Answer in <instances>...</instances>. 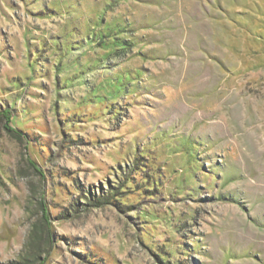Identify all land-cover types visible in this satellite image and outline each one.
<instances>
[{"label": "rangeland", "instance_id": "obj_1", "mask_svg": "<svg viewBox=\"0 0 264 264\" xmlns=\"http://www.w3.org/2000/svg\"><path fill=\"white\" fill-rule=\"evenodd\" d=\"M0 264H264V0H0Z\"/></svg>", "mask_w": 264, "mask_h": 264}, {"label": "trees", "instance_id": "obj_2", "mask_svg": "<svg viewBox=\"0 0 264 264\" xmlns=\"http://www.w3.org/2000/svg\"><path fill=\"white\" fill-rule=\"evenodd\" d=\"M151 180H154V179H152L151 178ZM154 185H155V182L153 183ZM85 196V195H84ZM84 196H82V198H84ZM103 199L102 200H99L98 198H97V200L94 202L95 204H99V205H101V204H104V203H107V201H105L104 199H108V198H104V197H102ZM89 199H96L95 197H92V198H89Z\"/></svg>", "mask_w": 264, "mask_h": 264}]
</instances>
